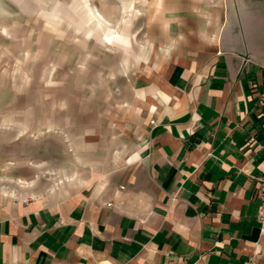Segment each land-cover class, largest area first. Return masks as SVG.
Here are the masks:
<instances>
[{"label": "crops", "instance_id": "1", "mask_svg": "<svg viewBox=\"0 0 264 264\" xmlns=\"http://www.w3.org/2000/svg\"><path fill=\"white\" fill-rule=\"evenodd\" d=\"M120 1L136 71L43 138L65 195L0 199V264H264V0Z\"/></svg>", "mask_w": 264, "mask_h": 264}, {"label": "rangeland", "instance_id": "2", "mask_svg": "<svg viewBox=\"0 0 264 264\" xmlns=\"http://www.w3.org/2000/svg\"><path fill=\"white\" fill-rule=\"evenodd\" d=\"M122 7L120 0H0V199L63 196L73 184L41 162L42 140L62 131L54 128L74 106L95 103L105 117L112 85L135 73L132 45L144 36L117 31L138 21Z\"/></svg>", "mask_w": 264, "mask_h": 264}, {"label": "built area", "instance_id": "3", "mask_svg": "<svg viewBox=\"0 0 264 264\" xmlns=\"http://www.w3.org/2000/svg\"><path fill=\"white\" fill-rule=\"evenodd\" d=\"M258 196L261 199V202L259 205L258 218L261 222V230L264 232V181H262L261 186L258 190Z\"/></svg>", "mask_w": 264, "mask_h": 264}, {"label": "bare ground", "instance_id": "4", "mask_svg": "<svg viewBox=\"0 0 264 264\" xmlns=\"http://www.w3.org/2000/svg\"><path fill=\"white\" fill-rule=\"evenodd\" d=\"M120 40H121V41H123V39H122V38H120Z\"/></svg>", "mask_w": 264, "mask_h": 264}]
</instances>
